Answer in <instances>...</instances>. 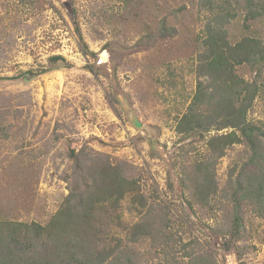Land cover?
Returning a JSON list of instances; mask_svg holds the SVG:
<instances>
[{"label": "rangeland", "instance_id": "374dc122", "mask_svg": "<svg viewBox=\"0 0 264 264\" xmlns=\"http://www.w3.org/2000/svg\"><path fill=\"white\" fill-rule=\"evenodd\" d=\"M252 1L261 13L253 20L246 0H0V222L48 225L70 193L72 206L86 197L83 183L108 160L141 198L92 208L98 243L90 253L121 238L132 245L133 264H187L189 254L264 264V218L244 207L238 231L228 234L221 189L230 169L247 162L245 148L229 147L216 161L219 192L205 202L192 197L188 176L208 160L205 143L216 132H175L195 92L206 25L221 15L231 45L264 40V0ZM52 56L68 66H52ZM235 73L260 84L249 65ZM247 120L264 131L263 88Z\"/></svg>", "mask_w": 264, "mask_h": 264}, {"label": "trees", "instance_id": "16d2710c", "mask_svg": "<svg viewBox=\"0 0 264 264\" xmlns=\"http://www.w3.org/2000/svg\"><path fill=\"white\" fill-rule=\"evenodd\" d=\"M246 8L247 19H256L261 14L252 0H246ZM223 25L224 17L218 15L205 27L203 50L198 53L195 92L186 112L178 119L175 132L180 136L216 132L205 143L208 160L198 164L194 175L188 176L194 189L192 197L197 200L206 202L218 195L214 165L229 147L241 145L247 151V162L230 169L221 189L232 220L230 234L238 231L244 207L264 218V131L247 120L258 92L264 89V40L245 37L231 45ZM50 62L52 66L58 62L63 67L68 66L61 56H52ZM242 64L252 67L260 84L238 77L235 67ZM223 130L226 131L219 134ZM84 157L78 160L77 170L83 167L86 158L91 159L88 153ZM83 184L87 189L86 197L72 206L75 198L73 192L70 193L56 217L44 227L37 223L0 222V264H106L107 261V264H133L132 245L125 248L121 238H116L117 245L97 255L87 249L98 243V237H92L95 232L90 225L92 208L109 202L115 209L125 199L132 204L139 201L141 196L136 194L134 183L123 174L120 165L103 160L92 169L89 185ZM68 232L70 234H66ZM156 238L164 243L168 237H131L130 243ZM187 258V264H217L203 261L199 255L189 254Z\"/></svg>", "mask_w": 264, "mask_h": 264}, {"label": "water", "instance_id": "95a60500", "mask_svg": "<svg viewBox=\"0 0 264 264\" xmlns=\"http://www.w3.org/2000/svg\"><path fill=\"white\" fill-rule=\"evenodd\" d=\"M131 121L136 128H139L141 126L140 123L134 117H131Z\"/></svg>", "mask_w": 264, "mask_h": 264}]
</instances>
